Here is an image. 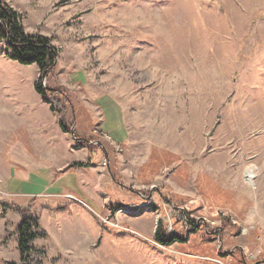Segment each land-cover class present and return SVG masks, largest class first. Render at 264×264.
<instances>
[{"label": "rangeland", "instance_id": "1", "mask_svg": "<svg viewBox=\"0 0 264 264\" xmlns=\"http://www.w3.org/2000/svg\"><path fill=\"white\" fill-rule=\"evenodd\" d=\"M6 2L28 33L51 38L57 66L45 83L67 92L71 130L97 144L77 147L61 129L56 140L73 151L35 162L33 116L43 105L59 116L34 103L37 66L0 41V103L29 113L8 123L0 108V264L20 262L24 219L41 264L263 260L264 0ZM160 229L185 240L163 245Z\"/></svg>", "mask_w": 264, "mask_h": 264}, {"label": "trees", "instance_id": "2", "mask_svg": "<svg viewBox=\"0 0 264 264\" xmlns=\"http://www.w3.org/2000/svg\"><path fill=\"white\" fill-rule=\"evenodd\" d=\"M0 41L6 42L7 54L15 61L30 65L35 64L40 76L35 82V90L43 101L47 102L52 111L59 116V125L65 132H71V123L68 119L70 99L67 92L60 86L51 87L43 83L44 78H54L57 66L58 49L52 44L51 38L42 34L28 33L22 23L21 15L6 0H0ZM77 147L95 148L94 137L80 138L76 131L73 132ZM99 148L98 146H96ZM75 167H88L92 165L89 158L87 161L75 162ZM193 229L202 228L204 222H198L190 216L185 217ZM19 235L20 262H6V264H41L32 257L30 252V241L37 235L30 231V224L24 219L17 227ZM158 241L163 245H171L177 240L184 241L185 238L179 234L167 235L163 230L157 234Z\"/></svg>", "mask_w": 264, "mask_h": 264}, {"label": "crops", "instance_id": "3", "mask_svg": "<svg viewBox=\"0 0 264 264\" xmlns=\"http://www.w3.org/2000/svg\"><path fill=\"white\" fill-rule=\"evenodd\" d=\"M35 87V85H34ZM37 92V91H36ZM39 96L38 98H35L34 103L39 104L40 106H42V104L45 102L43 101V99L41 98V95L39 93H37ZM42 99V100H41ZM9 107L12 111V114L10 113V115H12L13 118H8L7 122L9 123H16L15 121L19 122V121H23L25 117V115L27 116V114L29 115L27 108L23 111V108H25V104H15L11 105L10 103L7 104H1L0 103V108L2 107ZM111 106V105H110ZM43 108V112L45 113V115H37L35 114V116H33V125H34V135L31 136V141H32V146H34V152H35V157H37V159H35V162H39V163H55L58 162V158H56L55 156H57V154L59 153H63L65 155H67V153L70 151H73V140L71 142H65L64 145L61 143L59 144V142L56 140V134L60 133H64L61 130V127L58 123V119L54 116L53 112H51L50 110H46L44 109V105L42 106ZM51 109V108H50ZM107 110V109H106ZM9 111V112H11ZM107 115H116V112H114L113 114V110L112 108L108 111H106ZM31 113V112H30ZM21 114L22 117H21ZM20 115V116H19ZM119 115V114H117ZM14 116H19L17 118H15ZM110 119H112V116H109ZM115 119V118H113ZM25 121V120H24ZM108 122V121H107ZM109 123V122H108ZM105 123V128H102L103 132H107L109 133L116 141L118 139H120V136H122L121 130L117 131L114 128L112 129V131H108V127H106ZM119 128V127H118ZM65 134V133H64ZM98 150V149H96ZM100 151V150H98ZM37 153V154H36ZM93 155H97L95 153V151L93 152ZM88 157V156H87ZM94 161V160H93ZM75 162H78L75 161ZM52 166H45V167H41L43 168L44 171L42 172H47V177L48 179L51 180V182H54V178L55 175L54 174V169L52 168ZM55 167V166H54ZM39 168V169H41ZM77 167L74 166V168H72L71 170H76ZM56 169V168H55ZM23 177V180L25 181H29V178H34L33 176H31V173H24V174H19Z\"/></svg>", "mask_w": 264, "mask_h": 264}, {"label": "bare ground", "instance_id": "4", "mask_svg": "<svg viewBox=\"0 0 264 264\" xmlns=\"http://www.w3.org/2000/svg\"><path fill=\"white\" fill-rule=\"evenodd\" d=\"M245 173L247 174L248 179H251L253 177V171H251L250 169H247Z\"/></svg>", "mask_w": 264, "mask_h": 264}, {"label": "water", "instance_id": "5", "mask_svg": "<svg viewBox=\"0 0 264 264\" xmlns=\"http://www.w3.org/2000/svg\"><path fill=\"white\" fill-rule=\"evenodd\" d=\"M45 80H46V79L44 78V80H43V83H44V84H46V83H45ZM71 131H72V133H73L74 129H72ZM220 238H221V235H220ZM262 262H264V259H263V260H260V261H257V262H255L254 264H261Z\"/></svg>", "mask_w": 264, "mask_h": 264}, {"label": "built area", "instance_id": "6", "mask_svg": "<svg viewBox=\"0 0 264 264\" xmlns=\"http://www.w3.org/2000/svg\"><path fill=\"white\" fill-rule=\"evenodd\" d=\"M94 143H95V144H97V141H94ZM254 257H255V255H254V254H252V258H254Z\"/></svg>", "mask_w": 264, "mask_h": 264}]
</instances>
